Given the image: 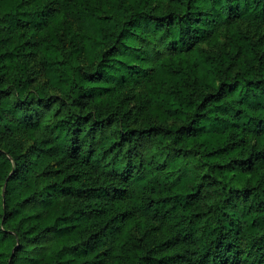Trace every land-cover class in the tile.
Wrapping results in <instances>:
<instances>
[{
	"label": "trees",
	"instance_id": "1",
	"mask_svg": "<svg viewBox=\"0 0 264 264\" xmlns=\"http://www.w3.org/2000/svg\"><path fill=\"white\" fill-rule=\"evenodd\" d=\"M0 264H264V0H0Z\"/></svg>",
	"mask_w": 264,
	"mask_h": 264
},
{
	"label": "clouds",
	"instance_id": "2",
	"mask_svg": "<svg viewBox=\"0 0 264 264\" xmlns=\"http://www.w3.org/2000/svg\"><path fill=\"white\" fill-rule=\"evenodd\" d=\"M163 35V32L159 33L156 37V39H159V36Z\"/></svg>",
	"mask_w": 264,
	"mask_h": 264
}]
</instances>
